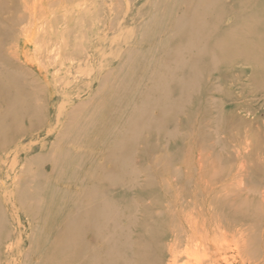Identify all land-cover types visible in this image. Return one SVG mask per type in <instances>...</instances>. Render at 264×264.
<instances>
[{"label":"bare ground","instance_id":"bare-ground-1","mask_svg":"<svg viewBox=\"0 0 264 264\" xmlns=\"http://www.w3.org/2000/svg\"><path fill=\"white\" fill-rule=\"evenodd\" d=\"M109 1L111 3L109 5L114 7V0ZM99 2L98 0V4ZM67 3L69 0H0V264H130L126 257L122 258L115 254L113 248L116 247V242L107 235L108 231H119L113 205L105 202L104 195L98 196L94 187H85V184L95 180L94 173H98L103 181H117L115 174L123 171L121 166L124 160L123 152H125L124 127L118 132L115 131L119 134L118 137L108 144L107 153L98 154L96 158L98 163L94 164L95 166L92 164L88 172H78L79 178L72 176L77 177L73 184L76 194L70 195L66 193L67 191L63 193L57 182L61 171L67 166L74 167L73 172L77 174L75 164L77 161L80 162L82 156L87 155L86 151H80V153L78 146L86 144L84 134L92 127L96 117L101 115L86 112L93 109L94 112L97 110L110 112L109 102L113 97L112 89L114 90L112 85H110L111 89L105 86L109 77H103L97 94L93 97L89 96L90 83L86 81L88 79L84 74L78 75L81 73L80 69L85 58L83 51L73 47L75 42L72 41L71 30L69 28L60 30L59 27L58 8ZM38 8L41 10L37 14L35 11ZM74 8L73 10L76 11ZM102 9H106V6ZM198 11V5H193L186 8L175 19V26L180 31L175 40L180 38L177 44L182 45L181 52L192 53L193 57L187 55L188 60L178 58L172 62L174 65L170 63L165 69L162 68L167 74V79L154 84L152 90L155 93L163 89V96L161 100L154 99L150 104L159 109V117H171L175 102L168 89L172 87V84L177 85L176 73L178 72H183L182 80L185 81L193 79L194 69L201 75V71L203 72L207 66L212 70L221 65L225 69L222 72H227L234 71L237 65H241L245 69L241 68L237 71L240 76L243 75L251 86H257L258 90L264 86V38L260 36L254 39L249 38V35L253 34L252 28L264 25V14L253 19L251 23H247L251 25L247 31V38L246 35L240 38L235 37L230 30L235 23H231L224 27L222 25L221 30L218 31L219 36L209 40L195 34L210 26L205 19L202 20V17L198 16L201 14ZM38 21L40 22L37 24ZM65 21L66 25L69 24L67 19ZM109 25L114 30V24ZM216 29L215 26L209 28L215 33ZM261 30L260 28L259 33L264 32ZM22 38H25L26 42L20 51L18 43ZM110 40L107 41L111 42ZM124 40H127V37ZM126 50L129 52L130 49L126 48ZM215 51L220 55V61L215 58ZM133 52L131 48L130 53ZM205 55H209L211 62L205 65L206 67L197 68L195 63H199L198 59ZM118 72L120 73V70ZM240 76L237 75L238 79ZM68 89H74L76 96H69L66 92ZM83 93L88 94L85 100H81L80 95ZM107 93L109 94L106 96ZM102 94L106 96L101 101L104 103H101L100 99L95 102L98 95L101 98ZM60 98L64 101L58 103ZM151 101L150 95L149 103ZM137 114H140V109ZM148 117L149 115L146 118ZM236 117L237 114H232V118ZM111 128L112 131V125ZM101 131L106 133L110 130L104 124ZM137 131L138 129L135 128L134 132ZM241 139L236 138L235 142L228 147L226 151L229 154L228 161L216 159L211 152L204 149H198L189 158L191 168L198 175L196 179L198 192L201 193V189L207 186L211 190L209 195H213L207 204L214 205L216 208L222 207L233 217L244 219V222L240 224L232 223L227 227L222 225V216L219 215L209 219H217L216 225L213 224L214 222L208 224V221L203 220L201 223H196L191 217L185 220L182 233L177 235L187 236V244L194 243L195 238L205 240L208 264H220L223 248L219 238H216L218 235H221L220 238H226V236L232 238L234 246H237L238 256L241 257V264H264V155H260L259 150L257 154L254 153L253 143H247ZM25 142L28 144H24ZM38 149L39 152L36 153ZM12 157L13 160H11ZM100 158H102L101 161ZM35 168H38V171L34 170ZM78 170L82 168L78 167ZM60 195L65 199L61 200ZM70 199L72 205L67 211L65 205ZM18 205L28 217L30 233L25 234V239H22V235L19 234L20 222L17 223V229L13 227V211ZM64 208L65 218L58 224L57 221L63 218L61 214ZM249 221L250 225L247 224ZM48 222H52L49 227H47ZM216 233L218 235L215 237ZM39 234L46 235L41 237ZM14 236L18 237L16 241ZM37 237H39L40 247L37 246ZM179 245L177 240L172 239L168 245L165 244L162 254L164 257L175 255ZM137 256L138 254L133 255V252L130 255L133 261ZM159 264H165L164 260Z\"/></svg>","mask_w":264,"mask_h":264},{"label":"rangeland","instance_id":"rangeland-1","mask_svg":"<svg viewBox=\"0 0 264 264\" xmlns=\"http://www.w3.org/2000/svg\"><path fill=\"white\" fill-rule=\"evenodd\" d=\"M99 1L100 5L98 0H69V3L58 8L60 30L69 28L73 35L72 41L75 42L73 47L83 51L85 58L80 69L81 73L78 75L84 74L85 78L89 80H86L90 83L88 87L89 96L93 97L97 94L103 77H109L105 86H109L108 88L111 89L110 85H112L114 88V90L112 89L113 97L109 102L110 112H106L107 110L94 112V109L86 112L88 114L95 113V115L101 114L96 117L92 127L84 134L86 138L85 147L78 146L79 152L86 151L87 155L82 156L80 162L77 161L75 164V167L77 165V174L73 172L74 167L71 166L65 167L62 170L63 173L61 171L57 178L58 185L63 193L67 191L66 193L70 195L76 194L73 184L75 178L80 176L78 172H88L92 164L95 166L98 163L96 160L98 154L107 153L108 144L118 137L119 134L115 131L118 132L124 127L125 152H123L124 160L121 166L123 171L120 174H117L118 172L115 174L117 181H103L98 173H94L95 180L90 184H85L87 188L94 187L97 195L100 197L104 195L105 202L111 203L114 207L116 226L119 231H108L107 233L116 242L113 251L122 258L126 257L130 264L132 262L133 264H159L163 260L165 264H208L207 251L204 247L207 244L205 240L195 238L194 243L187 244V236L177 235V233H182L185 220L191 217L196 223H201L203 220L208 221V224L214 222L213 224L216 225L217 219H209L219 215L222 216V225L227 227L232 223L234 225H236L235 223L240 224L244 222V219L233 217L222 207L216 208L214 205L209 206L207 204L213 195H209L211 190L207 186L201 189V193L198 192L196 186L198 175L191 168L189 158L198 149H204L211 152L214 158L228 161L229 154L226 153L228 147L235 142L236 138L241 139V137V140L253 143L254 153L259 152L260 155H264V86L258 90V87L251 86L243 75L240 76L237 71L241 68L245 69L241 65H237L236 70L227 72H222L225 69L221 65L219 68L217 66L218 70L209 69L205 65L211 60L209 55H205L198 59L199 63H195L197 68L206 67L203 72L201 71V75L194 69L192 72L193 79L183 81V72L176 73L177 85L172 84V87L168 89L175 102L171 117L168 118L159 117V109L150 106L154 99L161 100L163 96V89L153 93L152 86L163 79H167L165 70H162L163 67L165 69L170 63L174 65L172 62L178 58L188 60L187 55L193 57L192 53L184 54L185 51L181 52L180 47L182 45L177 44L178 41L180 42V38L175 40L176 35L180 33L175 26V19L186 8L197 4L198 13L201 12V14L197 12L196 14L202 17V20L205 19L210 25L209 28L217 27L216 33L208 28L195 34L213 40L219 36L218 31L221 30L222 25L224 27V25L228 26L235 23L234 26L230 27L234 36L240 38L246 35L247 38V31L249 26L251 27L247 23H251L253 19L264 14V0H114V7L109 5V0ZM105 6L106 9L104 10L107 12L102 9ZM39 10L41 9L38 8L35 12L38 14ZM85 11L86 13H84ZM78 17L80 18L77 19ZM108 17H110L109 20ZM65 19L68 20L67 23L69 24L66 25ZM135 19L140 22L135 21ZM104 20H107L106 23ZM31 24L34 25V23ZM109 24H114L113 28L117 31L112 30V26ZM260 28L261 31H264V25L252 28L253 34H250L249 38H259L258 36L264 38V32L259 33ZM120 34L123 35L120 36ZM126 37L127 40H124ZM113 41L114 43H112ZM24 42H26L25 38H22L18 43L20 51ZM126 48L130 49L129 52ZM131 48L136 53H130ZM136 49L138 51H135ZM214 56L220 61V55L216 51ZM118 62L121 65H118ZM101 64H103L102 68ZM237 75L240 76L239 79ZM114 76L115 78H113ZM95 86L96 89H94ZM74 91V89H68L66 92L73 97L76 96V91ZM150 95L152 101L149 103ZM242 95H245V99ZM80 96L83 98L81 100H85L88 94L83 93ZM100 96L101 98L98 95L95 102L99 99L101 102L106 97L103 94ZM63 101V98H60L58 103ZM139 109L140 114L138 115ZM232 114H237V117L232 118ZM147 115H149L148 118H146ZM107 117L108 122L106 121ZM110 123L113 126L112 131ZM104 124L110 131L106 133L101 131ZM135 128L138 129L137 132H134ZM24 144H28V142ZM101 160L102 158H100ZM110 165L113 166L112 163ZM78 167L82 170H78ZM34 170L38 171V168ZM74 175L77 177L73 178ZM61 195V200H64L65 198ZM71 205L70 199L65 205L67 211L71 209ZM13 214V227L17 229V223L20 222L19 234L22 235V239H25V234L30 233L28 217L19 205ZM64 215L65 208L61 214V218H63L57 221L58 224L65 218ZM11 219L10 217V221ZM247 224L250 225L251 222L249 221ZM51 225L52 222H48L47 227ZM45 235L39 234L41 237ZM217 235L218 233L215 237ZM220 237L221 235L216 237L219 238V243L223 248L219 263L241 264V257L238 256L239 252L236 251L237 246H234L232 238L230 236ZM14 238L16 241L18 237L14 236ZM38 238H36L37 246L40 247ZM172 239L180 243L177 253L173 256L164 257L162 253H164L165 244L168 245ZM132 252L133 255L138 254L135 261L130 257Z\"/></svg>","mask_w":264,"mask_h":264}]
</instances>
